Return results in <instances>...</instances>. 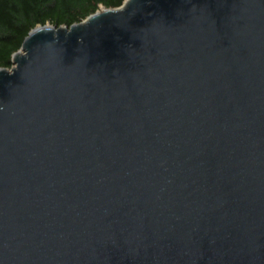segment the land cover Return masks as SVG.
Masks as SVG:
<instances>
[{
    "label": "water",
    "instance_id": "obj_1",
    "mask_svg": "<svg viewBox=\"0 0 264 264\" xmlns=\"http://www.w3.org/2000/svg\"><path fill=\"white\" fill-rule=\"evenodd\" d=\"M0 67V264H264V0H124Z\"/></svg>",
    "mask_w": 264,
    "mask_h": 264
},
{
    "label": "trees",
    "instance_id": "obj_2",
    "mask_svg": "<svg viewBox=\"0 0 264 264\" xmlns=\"http://www.w3.org/2000/svg\"><path fill=\"white\" fill-rule=\"evenodd\" d=\"M124 0H0V67H10L28 32L38 24L70 26L101 7Z\"/></svg>",
    "mask_w": 264,
    "mask_h": 264
}]
</instances>
